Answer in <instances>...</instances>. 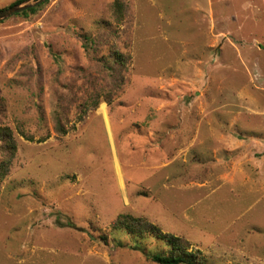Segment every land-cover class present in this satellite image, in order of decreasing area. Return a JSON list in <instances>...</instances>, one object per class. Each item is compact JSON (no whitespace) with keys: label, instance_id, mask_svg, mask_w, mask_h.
I'll use <instances>...</instances> for the list:
<instances>
[{"label":"rangeland","instance_id":"obj_1","mask_svg":"<svg viewBox=\"0 0 264 264\" xmlns=\"http://www.w3.org/2000/svg\"><path fill=\"white\" fill-rule=\"evenodd\" d=\"M114 1L0 21V264H264V0Z\"/></svg>","mask_w":264,"mask_h":264},{"label":"trees","instance_id":"obj_2","mask_svg":"<svg viewBox=\"0 0 264 264\" xmlns=\"http://www.w3.org/2000/svg\"><path fill=\"white\" fill-rule=\"evenodd\" d=\"M25 1L26 0H15L6 8L23 3ZM48 1L49 0L44 3H47ZM41 5L42 4L17 13L16 16H29L31 13L39 10V7ZM111 6L113 10H116V13L118 15H123L122 1L115 0ZM96 106L97 102H95V107ZM0 139L3 143L5 151L10 152V155L5 158V161L2 163L0 168V177L2 178L9 172V166L12 161L14 151L16 150V145L13 139L12 130L9 127H0ZM116 226H118L119 228H125L126 230H128L129 234L134 236H157L158 238H162L163 240H165L169 246L166 252L154 253L147 256V258L153 262H156L158 264H202V261L198 260V258L192 253V251L188 250V244L184 241L183 238L170 233L162 232V230L156 224H153L143 217L122 215L116 221Z\"/></svg>","mask_w":264,"mask_h":264},{"label":"water","instance_id":"obj_3","mask_svg":"<svg viewBox=\"0 0 264 264\" xmlns=\"http://www.w3.org/2000/svg\"><path fill=\"white\" fill-rule=\"evenodd\" d=\"M30 1L31 0H26L23 3L14 5L12 7H9V8H6V9H3L2 11H0V21L5 20L11 16H14L17 13H20L24 10L29 9V8L36 7L40 4H43L47 0H35L33 2H30Z\"/></svg>","mask_w":264,"mask_h":264}]
</instances>
